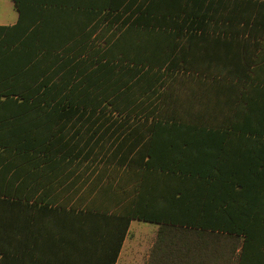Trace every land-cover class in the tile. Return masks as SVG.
<instances>
[{"label":"trees","instance_id":"obj_1","mask_svg":"<svg viewBox=\"0 0 264 264\" xmlns=\"http://www.w3.org/2000/svg\"><path fill=\"white\" fill-rule=\"evenodd\" d=\"M13 1L0 264H116L133 219L157 225L148 264H264V126L240 130L251 171L204 170L192 138L224 132L173 83L218 69L222 38L264 37V0Z\"/></svg>","mask_w":264,"mask_h":264},{"label":"crops","instance_id":"obj_2","mask_svg":"<svg viewBox=\"0 0 264 264\" xmlns=\"http://www.w3.org/2000/svg\"><path fill=\"white\" fill-rule=\"evenodd\" d=\"M0 2L6 7L5 12L0 13V25L15 23L19 12L14 1ZM9 11L12 12L10 19L5 21V14ZM219 43V49L208 53L209 58L212 54L218 55V69H208L203 74L177 71L173 76L181 77V80H174L173 83L174 87L181 90L179 103L181 108H187L188 122L211 126L208 127L210 130L220 126L224 132L206 133L192 138L196 143L191 145V149L197 156L204 158V170L249 172L251 169L241 160L250 155L247 148L254 141V135L240 130L264 126V37L253 38L250 42L242 37L222 38ZM168 150L172 151V147L167 146ZM221 157L225 161L219 165L217 158ZM114 175L118 176V172ZM129 232L130 227L128 235ZM148 258L145 264H148Z\"/></svg>","mask_w":264,"mask_h":264},{"label":"rangeland","instance_id":"obj_3","mask_svg":"<svg viewBox=\"0 0 264 264\" xmlns=\"http://www.w3.org/2000/svg\"><path fill=\"white\" fill-rule=\"evenodd\" d=\"M5 10V5L0 2V13L5 12ZM11 13L9 11L5 14V21H9ZM156 231V224L133 219L128 239L120 254L118 264H145L150 247L155 240Z\"/></svg>","mask_w":264,"mask_h":264}]
</instances>
